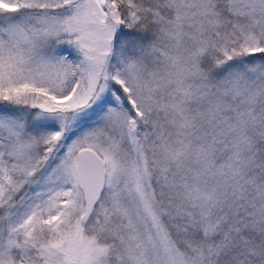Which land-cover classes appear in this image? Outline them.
Returning <instances> with one entry per match:
<instances>
[{
	"label": "snow or ice",
	"instance_id": "1",
	"mask_svg": "<svg viewBox=\"0 0 264 264\" xmlns=\"http://www.w3.org/2000/svg\"><path fill=\"white\" fill-rule=\"evenodd\" d=\"M0 264H264V0H0Z\"/></svg>",
	"mask_w": 264,
	"mask_h": 264
}]
</instances>
